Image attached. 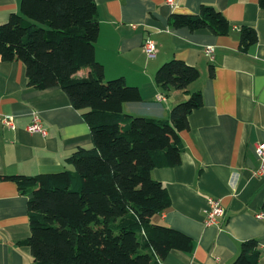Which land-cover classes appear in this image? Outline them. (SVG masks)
Segmentation results:
<instances>
[{
  "label": "crops",
  "instance_id": "crops-1",
  "mask_svg": "<svg viewBox=\"0 0 264 264\" xmlns=\"http://www.w3.org/2000/svg\"><path fill=\"white\" fill-rule=\"evenodd\" d=\"M100 37L96 59L106 81L124 78L140 90L142 100L127 103L124 112L151 120H169L172 109L200 92L204 106L189 116L180 133L184 151L175 168L155 169L153 177L167 189L172 205L154 223L180 231L194 241L191 253L172 251L160 264H231L242 244L256 240L264 264V178L256 175V147L264 142V8L260 0H95ZM204 6L220 11L230 32L190 31L173 27L174 15H197ZM20 0H0V25L20 14ZM255 29L258 41L241 49V30ZM156 46V57L144 49ZM214 50V59L207 49ZM182 60L200 71L187 90H164L159 69ZM77 76L87 78L89 69ZM163 96L162 100L159 97ZM37 113L47 136L28 127ZM0 116H11V130L0 123V264H33L27 195L10 177L37 176L72 169L68 159L93 146L89 124L60 88L29 87L22 62L0 57ZM219 199L227 211L219 229L205 224L209 199ZM263 214L262 219L258 215Z\"/></svg>",
  "mask_w": 264,
  "mask_h": 264
},
{
  "label": "trees",
  "instance_id": "trees-1",
  "mask_svg": "<svg viewBox=\"0 0 264 264\" xmlns=\"http://www.w3.org/2000/svg\"><path fill=\"white\" fill-rule=\"evenodd\" d=\"M20 14L0 25V57L22 62L29 87L62 89L73 107L83 112L93 146L80 148L69 159L72 169L10 179L29 197L33 264H160L172 251L191 253L188 235L154 223L172 205L155 169L182 163L180 133L189 116L204 106L200 92L176 105L169 120H151L124 112L127 103L142 100L141 92L124 78L105 79L96 59L100 37L95 0H20ZM264 8V0H260ZM176 29L230 32L229 21L213 7L197 15H174ZM258 41L253 28L241 30V49ZM89 69L87 78L77 74ZM200 71L182 60H171L155 80L164 90H187ZM256 240L242 244L231 264H258Z\"/></svg>",
  "mask_w": 264,
  "mask_h": 264
},
{
  "label": "built area",
  "instance_id": "built-area-1",
  "mask_svg": "<svg viewBox=\"0 0 264 264\" xmlns=\"http://www.w3.org/2000/svg\"><path fill=\"white\" fill-rule=\"evenodd\" d=\"M168 4L173 5L174 0H168ZM144 49L146 54L150 58L156 57V46L152 41L150 40L146 41L144 44ZM206 53L210 59L212 60L214 59V50L212 48H208ZM162 99L163 96H160L159 100ZM0 123L5 125L11 130L16 129L14 118L11 116H6V117L0 116ZM28 131L32 134L35 133L40 134L43 137L47 136V131L42 123V120L40 119V116L36 112L32 115V120L28 127ZM256 153L260 161V167L257 170L256 175L259 178H264V142H260L258 144V146L256 147ZM208 206L209 207L206 210L205 224L209 227L214 226L221 229L226 222V217H227L226 209L222 206L220 200L216 198H210ZM262 217L263 214L258 215L259 219H262Z\"/></svg>",
  "mask_w": 264,
  "mask_h": 264
}]
</instances>
